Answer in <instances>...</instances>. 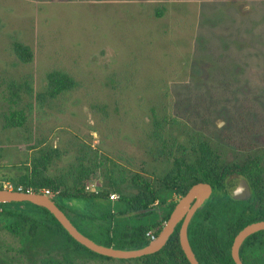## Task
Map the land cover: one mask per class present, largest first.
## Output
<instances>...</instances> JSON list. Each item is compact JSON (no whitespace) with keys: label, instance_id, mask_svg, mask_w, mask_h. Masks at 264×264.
<instances>
[{"label":"rangeland","instance_id":"obj_1","mask_svg":"<svg viewBox=\"0 0 264 264\" xmlns=\"http://www.w3.org/2000/svg\"><path fill=\"white\" fill-rule=\"evenodd\" d=\"M15 41L30 46L31 61L13 52ZM54 69L72 74L75 88L37 99ZM13 83L24 87L15 105ZM13 107L26 109V125H7ZM152 108L181 122L174 133L182 139L201 132L230 160L264 153V0H0V179L16 180L51 147L60 153L51 176L87 150L160 177L170 162L147 143ZM97 173L90 181L101 188ZM234 184L227 181L230 192ZM0 240L26 263L17 237L0 229ZM73 262L136 264L86 255Z\"/></svg>","mask_w":264,"mask_h":264},{"label":"trees","instance_id":"obj_2","mask_svg":"<svg viewBox=\"0 0 264 264\" xmlns=\"http://www.w3.org/2000/svg\"><path fill=\"white\" fill-rule=\"evenodd\" d=\"M13 52L24 62L32 60L29 45L15 41ZM47 88L35 93L37 99L56 98L76 86L72 74L63 69L47 73ZM29 85V84H27ZM23 88L10 85L9 101L16 104L23 98ZM27 88V87H25ZM32 95L33 86H28ZM33 107L30 106L29 113ZM153 130L148 145L155 158L166 157L169 169L160 177L152 178L128 168L108 155L87 150L59 175L47 173L57 147L34 156L14 183L24 191L33 189L48 195L64 210L74 225L96 242L121 249H136L149 244L147 235L154 230L158 236L173 211L177 199L199 182L211 183L213 192L199 207L188 226L191 247L200 264H237L232 256L236 234L247 224L264 219V153L248 154L240 161L230 160L213 140L201 132L174 133L181 124L174 117L163 116L152 108ZM9 127H21L28 122L26 109L13 107L6 113ZM101 171L102 187L98 193L86 189V182ZM241 175L253 186L247 200L233 198L227 190L228 179ZM117 192L116 206L110 204V194ZM63 198H84L88 204L80 208L59 202ZM179 222L166 244L156 252L135 258H114L99 254L78 242L46 207L31 201L0 202V229L18 238L26 263L19 262L5 250L0 240V264H74L75 257L89 256L108 260L135 261L136 264H191L180 244ZM264 247V229L249 235L242 243L240 256L245 257ZM264 264V261L261 262ZM81 264H86L82 262Z\"/></svg>","mask_w":264,"mask_h":264},{"label":"water","instance_id":"obj_3","mask_svg":"<svg viewBox=\"0 0 264 264\" xmlns=\"http://www.w3.org/2000/svg\"><path fill=\"white\" fill-rule=\"evenodd\" d=\"M238 186H240L242 190L238 195H235V197L241 199L248 198L250 196V188L247 179L240 178ZM212 192L213 186L209 182L199 181L193 184L189 190L180 197L158 236L151 240L148 245L136 249H121L96 242L81 232L64 210L59 207L56 201L46 193L10 190L0 187V202L31 201L46 207L78 242L94 252L114 258H135L158 251L166 244L170 235L174 232L176 225L182 221L179 235L181 247L191 264H200L189 241L188 226L196 210L201 207ZM262 229H264V219L247 224L236 234L231 252L237 264H245L240 256V247L243 241L249 235Z\"/></svg>","mask_w":264,"mask_h":264},{"label":"built area","instance_id":"obj_4","mask_svg":"<svg viewBox=\"0 0 264 264\" xmlns=\"http://www.w3.org/2000/svg\"><path fill=\"white\" fill-rule=\"evenodd\" d=\"M0 187L6 188V189H10V190H21V191H24V188H23L22 185L16 184L10 179H0ZM86 189L90 190V191H93L95 193H98L101 188L95 182L90 181V182H88L86 184ZM27 191L34 192L33 189H29ZM42 192L46 193V194H49V193H51V190L48 189V188H45V189H43ZM118 197H119V194L117 192H112L110 194V199H112V200H114V199H116ZM147 235L150 238V240H153V239H155L157 237V235H156L154 230H149L147 232Z\"/></svg>","mask_w":264,"mask_h":264},{"label":"flooded vegetation","instance_id":"obj_5","mask_svg":"<svg viewBox=\"0 0 264 264\" xmlns=\"http://www.w3.org/2000/svg\"><path fill=\"white\" fill-rule=\"evenodd\" d=\"M235 181L234 185H238V183L240 182V178H244L241 175H237L232 177ZM231 179V178H230ZM246 179V178H245ZM229 180V179H228ZM248 181V180H247ZM249 183V188H250V196L244 200L249 199L252 194H253V186L251 185V183L248 181ZM228 190V188H227ZM228 193L235 199L237 200H243L241 198H236L235 195L231 194L230 190H228ZM181 222V221H180ZM241 248V247H240ZM245 259L248 261L249 264H262L261 262L264 261V247L261 248L259 247L258 249L252 250L249 254L248 257L246 256Z\"/></svg>","mask_w":264,"mask_h":264},{"label":"clouds","instance_id":"obj_6","mask_svg":"<svg viewBox=\"0 0 264 264\" xmlns=\"http://www.w3.org/2000/svg\"><path fill=\"white\" fill-rule=\"evenodd\" d=\"M241 190H242V188L238 185H233L231 188V192L233 195H238Z\"/></svg>","mask_w":264,"mask_h":264}]
</instances>
